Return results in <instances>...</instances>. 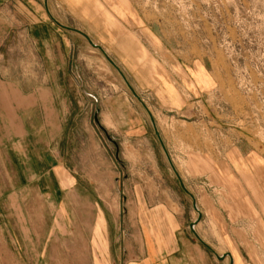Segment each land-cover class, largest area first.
Listing matches in <instances>:
<instances>
[{
    "label": "rangeland",
    "instance_id": "rangeland-1",
    "mask_svg": "<svg viewBox=\"0 0 264 264\" xmlns=\"http://www.w3.org/2000/svg\"><path fill=\"white\" fill-rule=\"evenodd\" d=\"M17 2L20 17L43 18L51 33L43 40L49 52L40 44V52H32L20 35L15 49L5 52L18 78L33 79L32 85L22 82L12 90L21 100L31 92L33 107L43 110L52 127L49 135L60 139L59 161L81 179L77 191L65 193L51 174L41 182L50 221L62 220L60 209L65 221H88L94 202L118 212L126 199L121 188L135 198L143 194L149 208L161 201L170 208L178 203L172 210L188 221V197L158 146L150 112L184 184L196 170L190 156L210 158L215 151L224 158L225 172L241 174L234 209H247L263 223L264 0H46L54 18L102 46L147 109L100 50L52 21L44 0ZM38 117L33 116L35 128H27L35 152L49 140L36 128ZM10 135L23 137L24 128ZM6 167L9 172L0 174V206L22 205L25 198L42 203L40 181L19 179ZM151 212L146 220L169 216L162 206ZM256 233V240L264 238V229ZM260 246L256 250L264 258Z\"/></svg>",
    "mask_w": 264,
    "mask_h": 264
},
{
    "label": "crops",
    "instance_id": "crops-1",
    "mask_svg": "<svg viewBox=\"0 0 264 264\" xmlns=\"http://www.w3.org/2000/svg\"><path fill=\"white\" fill-rule=\"evenodd\" d=\"M17 5V0H0V174L1 171L8 173L6 165H9L19 179H37L40 181L38 194L41 182L49 179L48 174L52 175L59 192L77 191L81 179L59 161L60 151L56 145L60 139L56 137L55 141L49 135L51 126L45 123L43 110L33 107L31 92L21 100L11 87L15 88L22 82L32 85L33 79L31 76L25 81L18 78L16 64L9 55L6 58L5 52L15 49L20 35L23 41H28L26 45L32 52L39 53V44L44 46L43 40L51 33L43 18L33 19L32 15L30 18L20 17ZM44 47L49 52V46ZM57 49L61 56L59 46ZM42 89L48 93L46 87ZM21 103L23 108L18 114ZM35 115L40 119V126L36 127L38 132L49 135L40 152H35L34 144L28 140L32 130L27 128H35ZM1 128H6L3 137ZM17 128H24L23 137H11V131L15 130L16 134ZM158 146L169 165L159 141ZM196 154L190 156L192 172L193 165L196 166L195 173L188 178V185L184 184L193 195L200 213L193 230L190 225L198 213L184 191L189 201L187 222L182 213L172 210V207L179 208L178 203L174 202L170 208L167 202L161 201L149 208L143 194L142 199L135 198L127 188L120 189L126 199L118 212L114 206L109 210L106 206L97 207L94 202L88 221H65L62 209L59 211L62 220L50 221L46 215L49 206L43 204L48 194L41 191L42 203L34 205L30 203L32 200L25 198L31 195L28 191L21 195L25 198L22 205L9 209L0 206V264H66V261L68 264H257L264 260L256 250L264 244V238L258 241L253 235L264 229V217L260 223L251 218L249 210L234 209L237 203L234 190L239 188L236 182L242 180L241 174L225 172V163L221 162L224 158L215 151L210 153V158ZM168 155L171 157L170 152ZM50 156L54 163H50ZM227 163L233 166L231 162ZM252 176L255 178L250 180L257 181V175L250 174L249 178ZM97 178L104 181L102 176ZM158 206L164 207L169 216L146 220L145 214L153 213ZM215 253L223 256L218 258Z\"/></svg>",
    "mask_w": 264,
    "mask_h": 264
},
{
    "label": "water",
    "instance_id": "water-1",
    "mask_svg": "<svg viewBox=\"0 0 264 264\" xmlns=\"http://www.w3.org/2000/svg\"><path fill=\"white\" fill-rule=\"evenodd\" d=\"M44 6H45V9H46V12L49 14V16L51 17L52 21H53L55 24H57V25H58L59 27H61V28H64V29H66V30L73 31V32H76V33L82 35V36L88 41V43H89L92 47H94V48L100 50V51L102 52V54L105 56L106 60H107V61H108V62H109V63H110V64H111V65H112V66H113L118 72H119V74L121 75V77H122L123 80L125 81L126 85H127L128 88L130 89V91H131V93L133 94V96H134V97H135V98H136V99L142 104V106H143L145 109H147V107L145 106L144 102L142 101V99L140 98V96L135 92V90L132 88V86L130 85V83L128 82V80L126 79V77L124 76V74L122 73V71L120 70V68L118 67V65H117V64L114 62V60H113V59H112V58L106 53V51L102 48V46H100V45L97 44V43H94V42L92 41V39H91V38H90L85 32H83L82 30L77 29V28H74V27H70V26H68V25H65V24L59 22L56 18H54V17L49 13V11H48V8H47V5H46V0H44ZM148 114H149V117H150V122H151V125H152V127H153L154 133H155L156 137L158 138V141H159V143H160V145H161V148H162V150H163V152H164V154H165V157H166V159H167V161H168L170 167L172 168L173 172L175 173V176H176V178H177V180H178V183H179L181 189H182L187 195L190 196V198L192 199V205H193V208H194V210L197 211V213H198V216H197L196 220H195L193 223H191V225H190L191 229L193 230V225H194V223L200 219V213H199V211H198V209H197V207H196V203H195L194 197H193V195L191 194V192L188 191V189H187L186 186L184 185L183 181L181 180L180 176L178 175V173H177V171H176V169H175V167H174V165H173V163H172V161H171V159H170V157H169V155H168V152H167V150H166V148H165V145H164V142H163V140H162V138H161V136H160V133H159L157 127H156L155 121H154L153 117L151 116L150 112H148ZM196 236H197L198 239H200L198 235H196ZM200 240H201V239H200ZM215 255H216L218 258H220V257L223 256V255L220 256V255H218V254H216V253H215Z\"/></svg>",
    "mask_w": 264,
    "mask_h": 264
},
{
    "label": "bare ground",
    "instance_id": "bare-ground-1",
    "mask_svg": "<svg viewBox=\"0 0 264 264\" xmlns=\"http://www.w3.org/2000/svg\"><path fill=\"white\" fill-rule=\"evenodd\" d=\"M93 41V40H92ZM95 43V42H94ZM107 53V52H106ZM125 82V81H124ZM170 157V156H169ZM171 159V158H170Z\"/></svg>",
    "mask_w": 264,
    "mask_h": 264
}]
</instances>
